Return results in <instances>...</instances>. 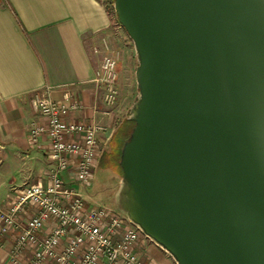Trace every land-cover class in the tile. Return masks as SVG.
<instances>
[{"label":"water","instance_id":"95a60500","mask_svg":"<svg viewBox=\"0 0 264 264\" xmlns=\"http://www.w3.org/2000/svg\"><path fill=\"white\" fill-rule=\"evenodd\" d=\"M135 51L115 207L176 264H264V0H113Z\"/></svg>","mask_w":264,"mask_h":264},{"label":"crops","instance_id":"0c3cea01","mask_svg":"<svg viewBox=\"0 0 264 264\" xmlns=\"http://www.w3.org/2000/svg\"><path fill=\"white\" fill-rule=\"evenodd\" d=\"M114 27L101 0H0V207L12 189L43 180L49 168L45 147L29 139L32 124L39 121L30 102L34 92L47 89L55 100L65 92L78 97L82 107L69 118L102 124L105 129L99 136L104 146L109 141L119 107L117 102L107 106L101 101L94 76L104 54L102 39L114 48ZM119 48L121 73L129 50L125 43ZM117 88L119 93L118 75ZM63 177L72 182L70 172ZM76 188L88 204L99 203L88 200L82 190L87 187ZM30 214L28 210L22 219ZM10 246V239L0 233V264H11ZM139 250L152 264H176L149 239L141 240Z\"/></svg>","mask_w":264,"mask_h":264},{"label":"built area","instance_id":"2783aa9c","mask_svg":"<svg viewBox=\"0 0 264 264\" xmlns=\"http://www.w3.org/2000/svg\"><path fill=\"white\" fill-rule=\"evenodd\" d=\"M104 54L94 80L101 101L112 106L118 99L119 52L102 39ZM98 48L94 47V51ZM39 121L32 124L29 139L45 147L49 168L43 180L12 189L0 207V233L11 241V264H152L140 253L147 237L116 208L86 202L76 185L89 187L104 150L97 122H79L70 112L82 107L78 97L65 92L59 100L48 90L30 98ZM46 141L41 142V136ZM71 173L72 182L63 173ZM31 211L22 219L21 215Z\"/></svg>","mask_w":264,"mask_h":264},{"label":"rangeland","instance_id":"374dc122","mask_svg":"<svg viewBox=\"0 0 264 264\" xmlns=\"http://www.w3.org/2000/svg\"><path fill=\"white\" fill-rule=\"evenodd\" d=\"M101 1L104 4V6L107 8L110 17L115 24L114 33H113L115 40L112 45L114 46V49L119 52V61L121 57V51L119 48L121 43L127 44L129 50L128 51L129 53L124 60L125 63L124 66L122 67L123 70L121 73H118L119 93H118L117 104L119 110L116 116V124H115V130H116L119 124L126 119L128 108L137 95L136 81L134 76L136 59H135V51L133 48L132 41L127 36L124 29L117 23V18L112 6V1L111 0H101ZM119 42L121 43L118 46L117 43ZM117 71H118V67H117ZM110 150H112V146L107 141L104 146L103 153L98 161L97 167L95 168V173H94L95 176L92 184L89 187L84 188L82 190L84 193L89 195L88 200L95 199L99 203L105 206L116 208L114 194L119 185L121 172L119 166L117 165L119 157L118 158L116 157V159L114 158L113 160L108 153L111 152ZM106 154H108V156ZM109 164H112V166L110 167ZM91 203H95V202L93 201Z\"/></svg>","mask_w":264,"mask_h":264},{"label":"trees","instance_id":"16d2710c","mask_svg":"<svg viewBox=\"0 0 264 264\" xmlns=\"http://www.w3.org/2000/svg\"><path fill=\"white\" fill-rule=\"evenodd\" d=\"M132 126H133V122L125 119L122 123L119 124L117 129L113 132L112 136L110 137L108 142L109 144H111L112 150H110L111 152H108V153H109V156H111L113 160L114 158L116 159V157L117 158L119 157L122 143L124 139L128 136ZM106 155L108 156V154ZM117 165L119 166L118 162H117ZM109 166L111 167L112 164H109ZM120 172L122 174L121 168H120Z\"/></svg>","mask_w":264,"mask_h":264}]
</instances>
